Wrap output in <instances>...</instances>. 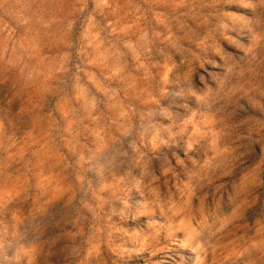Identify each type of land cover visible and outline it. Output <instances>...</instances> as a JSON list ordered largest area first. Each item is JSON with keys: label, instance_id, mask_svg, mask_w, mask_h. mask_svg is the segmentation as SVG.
I'll return each instance as SVG.
<instances>
[{"label": "clouds", "instance_id": "9594fccd", "mask_svg": "<svg viewBox=\"0 0 264 264\" xmlns=\"http://www.w3.org/2000/svg\"><path fill=\"white\" fill-rule=\"evenodd\" d=\"M0 264H264V0H0Z\"/></svg>", "mask_w": 264, "mask_h": 264}]
</instances>
